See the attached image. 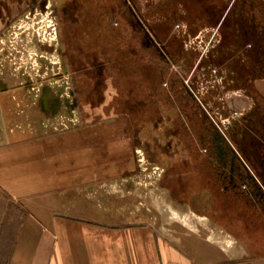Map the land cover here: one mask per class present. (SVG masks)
Listing matches in <instances>:
<instances>
[{
    "label": "crops",
    "instance_id": "0c3cea01",
    "mask_svg": "<svg viewBox=\"0 0 264 264\" xmlns=\"http://www.w3.org/2000/svg\"><path fill=\"white\" fill-rule=\"evenodd\" d=\"M79 1H65L66 9L84 7ZM57 20L52 0H43L17 22L0 23V190L25 213L8 264H264L259 66L253 61L250 81H236L250 100L232 103L234 180L229 165L227 180L217 175L219 149L211 175L201 148L181 147L195 159L160 163L153 139L145 175L138 152L149 129L127 131L117 115L91 122L103 115V98L93 107L91 96L73 91L63 67L75 72V60L63 58Z\"/></svg>",
    "mask_w": 264,
    "mask_h": 264
},
{
    "label": "rangeland",
    "instance_id": "374dc122",
    "mask_svg": "<svg viewBox=\"0 0 264 264\" xmlns=\"http://www.w3.org/2000/svg\"><path fill=\"white\" fill-rule=\"evenodd\" d=\"M42 1L43 0H0V23L4 24V22L9 21V24H13L14 22H17L22 16L25 15L26 12L33 10L36 7V4L39 5ZM65 1L67 0H52L53 6L56 10V17H58L57 22L59 26L60 40L59 48L62 53L66 54V56L63 58L65 60L67 58L75 60L76 71H78V68H88L91 75L90 77L94 81L97 78L95 70H91L89 67L90 65H88L87 63H95L93 59L94 55H91L96 52L97 55H95V57H97V60H99L100 63L104 65V77L102 78L103 85L101 88H97L99 89L97 92L101 93V95L103 96V101L101 104V106L103 105L104 107H102L101 109L103 110V115H100V113L96 112L95 114L97 116L93 114L90 120L91 122L96 123L101 120L103 121L111 117H116L115 115H117L120 119L123 116L125 121L120 119L119 121H121L120 123H123V126L127 131H131L129 129H133V127H136L138 125L139 129H149L148 133H142V135H140V143H143L140 145H144V147H141V149H139L140 151L138 152V157L139 160H141L142 165L141 173L145 172V175L147 174L151 176V167L149 168V165H147V159L149 158V151L147 150V148L149 147L147 145H151V140L154 134L152 128L153 124L155 123L154 121H156V118H151V116L153 117V112H151V99H147V101L144 103L141 101L142 105L137 108L138 110L135 109V113H131L130 111L123 109L125 108L124 104L121 105L120 103L122 102V98H116L117 95L115 93L117 92L114 90V87L122 86V83L126 85L128 80V82H132L135 80L137 81V79L143 80L145 78L146 80H148V71L139 70L135 72H121L116 69V64H118V62H125L126 60L130 64L135 65L137 62L151 64L154 58L159 62L163 61L155 54L154 57L153 51L151 49H148L147 46L143 43L142 36L140 34H136V31L133 28L132 24L134 20L130 19L125 6L122 5L123 3L120 0H108L110 1V5L106 4L107 0H77L76 3H78L79 1L85 4L84 7L82 5V7L77 8V10H67L66 6L70 3L65 4ZM130 1L135 4L137 11L141 15V17L147 22L150 27L153 28V32L158 33V37L160 39H157V42H160L161 46L167 48V50L171 53L173 61H171V66L168 65L167 68L165 67V74L167 72L171 74L176 73L177 75H181L183 78L187 79L192 73L194 65L196 64L198 54L200 53V51L203 52V49L198 41L194 40L193 38L187 37L185 41L181 38L183 36V33L187 30L186 24H193L200 16L208 15L209 3H213L215 0H203L205 3H201L199 0ZM63 9L69 11L65 14L74 13L75 10L77 14V21L75 23H72V17L68 18L67 15H64L62 12ZM165 23H169V25L171 26L170 29L167 28L169 25L166 26ZM204 32L206 34H210L211 31L209 30V32ZM141 41L143 44H141ZM245 62L248 68L249 63L247 60H245ZM183 68L185 70L184 73L181 71L183 70ZM63 69L66 77L69 78L73 91L74 88H76V85L79 86V99H83L86 96H91L93 107L100 106V103L98 104V101L101 96H98V93L93 88V83L90 81H86L85 84L82 83V79L88 80L89 77H80L79 75H75L73 73V70H71L73 68L69 69L66 65L63 67ZM205 69L206 68L204 67L198 69V71L195 72L194 77H192V82L196 81V79H203L204 76H206ZM221 76L223 77L222 74ZM236 76V81H239V83L246 81L248 78V74L243 76L242 74L238 73ZM121 79H124V82H118ZM211 79L214 82L213 76L211 77L209 75L207 77V80L211 81ZM212 81L208 86L211 87L213 85ZM217 82L219 86H221L222 80L220 76ZM217 82L215 77V85L217 84ZM236 88L234 90V96L232 95V98L234 99V97H237L242 99V95L243 93L245 94V92L240 90L239 88H237V91ZM140 91L135 90L133 96L137 97L139 95L141 100H144V96L146 95H143V89H141ZM199 91L201 93H204L203 96L205 99L206 97H208L206 88ZM219 91L220 94H222V87H219ZM215 92L217 93L218 91ZM130 101L135 102V98H130ZM80 112V116L84 115V110L82 107L80 109ZM161 112L162 114L165 113L163 112V109L161 110ZM81 120L83 121L84 119ZM232 122L233 118H230L228 122L224 123L228 131L230 127H232L230 126ZM159 126L167 127L166 120L164 124L162 123V125ZM157 137L162 139L161 145H163V143H165L166 141L164 136L160 134ZM184 139L187 138L184 136ZM174 143L175 144L173 145L171 150H157V154L151 153V157H154L160 163H167L171 159L179 161L185 159L186 157L188 159L196 158L192 151H182L181 153H178V151H176L177 146H175L176 142ZM190 143L191 142L187 139L185 144L189 150H192V146L190 145ZM174 171H176V169H174ZM178 172H180L179 169H177V173ZM158 173L159 172H157V175ZM161 175L163 176L164 172H162ZM1 200L2 199L0 198V202ZM216 205H219L221 207V203L218 201L216 202L215 200L214 205H212L214 209L217 208ZM16 228L17 223H14L11 225V228L4 233V240L2 241V244H4V246L7 245V247L9 248L16 234Z\"/></svg>",
    "mask_w": 264,
    "mask_h": 264
},
{
    "label": "flooded vegetation",
    "instance_id": "af4514ba",
    "mask_svg": "<svg viewBox=\"0 0 264 264\" xmlns=\"http://www.w3.org/2000/svg\"><path fill=\"white\" fill-rule=\"evenodd\" d=\"M120 1L125 6L130 19L134 20L132 24L136 34L142 36L143 43L153 51V56L155 54L163 61L159 62L154 58L152 64H159L165 71V67L171 66L173 61L171 53L157 42L160 38L149 28L150 26L138 13L135 4L130 0ZM196 20L193 24H186L187 30L181 39L185 41L187 37L193 38L201 45L203 52L200 51L198 54L196 64L187 79L176 73L165 74L159 86L167 93V101H155L156 99L151 96V112H153L151 118H156L155 123L153 122L152 139L155 149L160 151L171 149L176 142L178 152L181 147L186 146L188 139L191 146L202 149L204 157L202 155L201 160L206 161L205 164L210 168L209 173L212 175L215 166L218 168L217 149L222 151L225 162L230 164L231 160L230 146L233 144L224 123L236 114L232 105V95L234 96L237 83L236 75L248 74L247 80L250 81L251 66L254 61L260 68L257 77L264 76V0H215L208 6V15H202ZM209 30L211 31L209 35L204 32ZM143 43L141 41V44ZM245 60L249 63L248 68ZM92 66L97 77L94 88L97 89L101 84L99 78L103 69L97 63H93ZM201 67L206 68L207 77L213 76L214 82L211 79L213 84L211 87L208 86L211 81H208L206 76L192 82V77ZM181 71L184 73V68ZM173 76H176L174 86H172ZM219 76L222 80L221 86L217 82ZM219 87H222V94ZM204 88L208 93L206 99L204 93L199 91ZM246 92L242 95L243 101L250 100L249 91ZM140 105L139 101L135 103L127 101L124 109L135 112ZM162 109L164 114L161 112ZM243 111H247L246 103ZM165 120L167 127L159 126L164 124ZM156 134H161L166 139L163 145L154 142ZM184 136L187 139H184ZM221 171L217 172V175L227 180V168L223 166ZM240 171V175L244 174L243 169Z\"/></svg>",
    "mask_w": 264,
    "mask_h": 264
},
{
    "label": "trees",
    "instance_id": "16d2710c",
    "mask_svg": "<svg viewBox=\"0 0 264 264\" xmlns=\"http://www.w3.org/2000/svg\"><path fill=\"white\" fill-rule=\"evenodd\" d=\"M201 3H205L203 0H199ZM210 5V3H209ZM204 8V6H203ZM166 26L169 25V23H165ZM170 25L167 27L168 29H170ZM151 30L153 29L152 27H149ZM153 32V30H152ZM154 33V32H153ZM155 34L158 35V33L155 32ZM124 39V38H123ZM92 54V53H91ZM94 55V56H93ZM96 52L93 53L91 56H93L94 62L101 65V68L103 69L102 74L100 75L99 80L101 81L102 85H103V81L102 78L104 77V65L102 63H100L99 60H97V57H95ZM88 65H90V69L92 70L93 66L92 64H90L89 62H87ZM138 63V64H137ZM136 65L135 64H130L127 60L125 62H118V64H116V69H118L119 71H148V80L145 79H137V81H132V82H128L126 83V85L124 83H122V86L119 87H114V90L117 92V97L122 98V104H125L127 101L128 103H135L136 101H139L141 103V101L144 103L147 101V99H151V96L153 98H155V101H167V93L165 91H163L159 84L161 82V80L165 77V71L163 68H161L159 66V64H149V63H140L137 62ZM75 75H79L81 76H85V77H89V79L87 81H91L93 83V87H94V80H92V78L90 77V73H89V69L87 68H83V69H79L78 71H76L75 68V72H73ZM175 78L176 76H173L172 79H174V81L172 80V86L175 85ZM124 79L119 80L118 82H124ZM77 89L79 88V86H77ZM101 88V87H99ZM76 89V90H77ZM96 92L99 89H96ZM143 89V95L144 96V100H141V98L139 97V95L137 97L133 96V93L135 92V90H141ZM98 96L100 95L101 99L103 98V96L101 95V93L97 92ZM141 93V91H140ZM77 94V92H76ZM122 94V95H121ZM78 96V94H77ZM99 98V99H100ZM130 98H135V102H131ZM77 99H76V106L77 105ZM142 105V103H141ZM124 109V108H123ZM126 110V109H125ZM135 129L139 128V125L136 127H133ZM0 198L2 199L0 202V264H8L11 254L13 252V248L16 242V238L18 235V231L23 223V220L25 218V213L24 211L17 206L15 203L11 202L8 197L0 190ZM17 223V228H16V234L14 236V239L11 243V245L9 246V248L7 247V245L4 246V244H2V241L4 240V233L7 232L10 228L11 225ZM6 250V251H5ZM8 251V253H7Z\"/></svg>",
    "mask_w": 264,
    "mask_h": 264
},
{
    "label": "water",
    "instance_id": "95a60500",
    "mask_svg": "<svg viewBox=\"0 0 264 264\" xmlns=\"http://www.w3.org/2000/svg\"><path fill=\"white\" fill-rule=\"evenodd\" d=\"M218 152H219V157H220V159H221V163L223 164L222 166H224L225 168H227L228 167V165H229V171H230V174L232 175V180H234V171H235V162H237L238 161V154H237V152L235 151V149L232 147V146H230V152H231V160H230V164H228L227 162H225L224 161V156L222 155V151L219 149L218 150ZM239 175V174H238ZM239 176H241V175H239ZM251 178H253L252 180L256 183V184H258V182H257V180L254 178V176H251ZM260 186V185H259ZM261 187V186H260ZM260 189H262V187L260 188ZM262 191V190H261ZM263 192V194H264V191H262Z\"/></svg>",
    "mask_w": 264,
    "mask_h": 264
}]
</instances>
